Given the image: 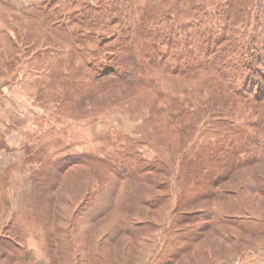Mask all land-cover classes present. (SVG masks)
<instances>
[{
  "label": "rangeland",
  "instance_id": "1",
  "mask_svg": "<svg viewBox=\"0 0 264 264\" xmlns=\"http://www.w3.org/2000/svg\"><path fill=\"white\" fill-rule=\"evenodd\" d=\"M227 1L131 0L123 21L160 35ZM107 2L0 0V264H264V99L112 39L120 20L91 29ZM254 6L233 4L244 33ZM129 47L134 83L95 78Z\"/></svg>",
  "mask_w": 264,
  "mask_h": 264
},
{
  "label": "trees",
  "instance_id": "2",
  "mask_svg": "<svg viewBox=\"0 0 264 264\" xmlns=\"http://www.w3.org/2000/svg\"><path fill=\"white\" fill-rule=\"evenodd\" d=\"M110 1L105 3L102 9L99 7L91 10L90 15L85 18L91 29L101 27V24L109 27L120 20L121 26L118 27L121 33H109L112 39L120 35L122 40H128L130 36L136 37L135 34H140L142 37L152 35L158 40H165L170 50H167V53L158 52L156 55L158 62H164L168 67L169 61L176 62V66L180 69L176 71L177 73L211 66L216 70L219 84L231 90L233 95L242 97L246 101L257 102L264 99V0H254L255 6L251 10L247 24L248 27L251 26L250 33L241 31L243 26H239L238 20L232 17L235 0H229L223 8L209 13H199L198 18L193 22L172 31L166 28L160 35L157 32H149L143 24L145 15L130 24L136 27L134 28L136 33L132 29L129 30V23L123 19L130 14H136L131 0ZM102 10L112 16V21L101 22L100 17L97 16ZM95 36L91 35V39L93 40ZM161 37L164 39H160ZM97 39L100 40L101 37ZM98 43L103 44L101 40ZM225 43L227 46H223ZM131 50L130 47L123 49L122 52L126 51L125 56H120L115 65L100 63L96 67L95 78L100 79L99 81L120 82L127 86L134 83L139 71L143 69L140 59L135 57ZM155 170L157 169H142L139 175L156 173ZM227 179L225 177L220 182ZM108 210L105 209L102 215Z\"/></svg>",
  "mask_w": 264,
  "mask_h": 264
}]
</instances>
